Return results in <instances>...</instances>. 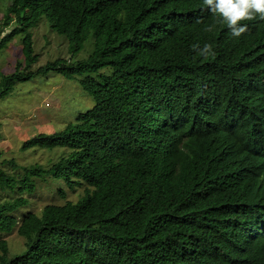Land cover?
Masks as SVG:
<instances>
[{"label":"trees","instance_id":"trees-1","mask_svg":"<svg viewBox=\"0 0 264 264\" xmlns=\"http://www.w3.org/2000/svg\"><path fill=\"white\" fill-rule=\"evenodd\" d=\"M8 1L0 51L17 43L23 59L1 77L0 99L54 71L95 104L23 142L67 150L49 166L1 161L0 264H247L236 250L258 217L253 201L264 211V180L254 193L239 170L256 160L264 169L263 142L246 134L264 130V19L241 21L248 31L235 37L203 0ZM43 18L68 57L35 67ZM205 43L207 58L193 49ZM56 180L63 197L88 188L77 202L19 215ZM14 231L24 249L12 255L2 235Z\"/></svg>","mask_w":264,"mask_h":264},{"label":"rangeland","instance_id":"rangeland-1","mask_svg":"<svg viewBox=\"0 0 264 264\" xmlns=\"http://www.w3.org/2000/svg\"><path fill=\"white\" fill-rule=\"evenodd\" d=\"M8 4L9 1L0 3V18ZM44 20L45 18L32 30L35 50L40 55L35 67L62 55L68 57L67 43L62 41L64 37L49 28V23ZM19 40L17 36L14 42ZM89 44L91 42L86 46ZM90 50L91 48L83 49L79 58H85ZM22 59L23 53L17 43L10 44L8 48L0 51V79L11 74L16 62ZM94 104V99L86 94L79 82L67 80L54 71L37 76L29 82L18 83L10 95L0 99V164L3 159L11 158L23 166L36 163L49 166L57 161L67 152L66 149L56 148L50 151L36 148L23 151L21 149L23 142L39 133H53L64 129L68 123L75 121L77 113L93 108ZM3 166L9 172H13L9 166ZM56 186H60V181H53L50 185L42 182L41 188L35 194L26 195L30 199V204L22 208L19 215L30 210L39 214L48 203L77 202L88 188L86 185L76 187L75 190L65 187L66 195L63 197ZM4 195L6 194L0 191V199ZM2 238L9 241L13 250L12 255L24 249V240L17 231L3 234Z\"/></svg>","mask_w":264,"mask_h":264},{"label":"clouds","instance_id":"clouds-1","mask_svg":"<svg viewBox=\"0 0 264 264\" xmlns=\"http://www.w3.org/2000/svg\"><path fill=\"white\" fill-rule=\"evenodd\" d=\"M203 4L213 15L222 17V22L227 24L235 37L248 31L247 24L242 25L241 21L254 20L257 16L264 19V0H203ZM207 30L211 31L212 29L208 28ZM193 49L198 50V54L205 58L215 54L213 45L210 43H205L203 48H200L198 44L193 45ZM258 94L264 100L263 85L259 87ZM246 134L251 136L253 142L258 144L263 142L262 144H264V130L262 133H251L246 130ZM257 163L256 160L255 169L248 167L239 170V176L242 180H247V183H251L254 193L256 192L255 187L260 186L264 180V169L259 171ZM259 201L258 199L251 204L250 215H258V217L253 227L248 230L247 238L239 241L240 247L236 250L238 260L247 264H264V211H261Z\"/></svg>","mask_w":264,"mask_h":264}]
</instances>
